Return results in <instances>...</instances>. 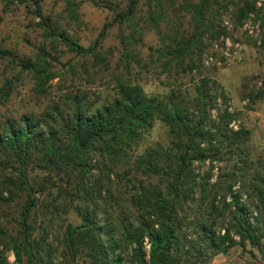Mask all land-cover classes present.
Wrapping results in <instances>:
<instances>
[{"label":"trees","instance_id":"trees-1","mask_svg":"<svg viewBox=\"0 0 264 264\" xmlns=\"http://www.w3.org/2000/svg\"><path fill=\"white\" fill-rule=\"evenodd\" d=\"M88 1L112 15L91 44L74 38L61 18L45 14L41 0H31L41 30L36 54L18 56L0 47V56L19 65L33 79L36 94L46 96L58 76L53 63L61 57L49 47L61 45L79 56L85 73L89 58L93 67L107 68L99 49L116 25L124 70L114 75L108 97L91 95L72 82L38 114L0 116V173H5L0 203L19 199L14 232L0 227V246L11 250L15 264H196L235 245L262 249L264 158L250 156V130L233 127L237 112L203 65L205 35L226 34L214 23L218 0ZM62 2L65 13L77 20L80 1ZM256 2L241 0L236 21L252 13ZM146 31L158 39L157 46H149L147 60L129 49ZM133 63L138 77L153 68L167 91L146 93L130 77ZM13 91L10 78L0 81V106ZM156 120L166 125L169 144L155 143L135 155L132 151ZM122 164L127 169L121 172ZM125 172L131 176L117 197L113 184ZM127 186L133 192L122 196ZM53 189L64 202L54 197L41 203L40 197L51 196ZM69 207L79 220L61 219L57 248L50 250L44 232L36 237L33 218L39 208L51 222ZM56 250L58 263L52 260ZM4 251L0 264H9Z\"/></svg>","mask_w":264,"mask_h":264},{"label":"rangeland","instance_id":"rangeland-1","mask_svg":"<svg viewBox=\"0 0 264 264\" xmlns=\"http://www.w3.org/2000/svg\"><path fill=\"white\" fill-rule=\"evenodd\" d=\"M80 1L77 7V20H73L64 11L62 0H41L42 10L45 14L51 13L61 18L68 32L83 45L91 44L100 34L103 25L112 18L111 12L101 6L93 5L88 0ZM118 1V0H116ZM241 4V0H218L214 4V23L216 29L224 28L225 35L217 39H209L205 35L206 45L203 47V65L213 78L225 90L229 99L230 109L237 112V119L232 123L233 127L239 124L250 130L248 149L252 158H264V0H257L255 10L245 17L240 23L236 21L235 11ZM143 8V5H141ZM37 18L32 15L31 0H0V47L15 52L18 56H34L37 46L41 41V30L35 25ZM157 35L153 31H146L139 43L129 47L137 51L138 55L148 59L149 46H157ZM53 53L61 54L60 62H54L53 67L58 71V76L51 82L49 95H37L34 90V82L31 76L20 70V66L11 59L0 56V81L5 77L10 78L14 84V91L6 104L0 106V116L18 115L23 112L38 114L49 103V99L56 96L62 89L73 87L74 82L89 91L91 95L97 94L101 98L108 97L113 92L114 75L124 72L121 66L122 46L119 39V30L116 25L107 30V34L101 42L99 51L105 55L107 68L104 64H98L101 68L96 71L93 67V59L89 58L88 72L85 73L80 65L82 59L72 52L58 45L52 49ZM226 53L228 55H226ZM72 60L68 65L66 62ZM72 66V67H71ZM138 67L133 63L130 77L137 80L148 94L162 95L167 87L155 78V70L149 68L137 75ZM74 78V79H73ZM73 80V81H72ZM170 141L168 129L161 121L156 120L150 130L143 136L138 146L132 151L135 155L141 153L146 147L160 143L167 146ZM98 165V161L92 160ZM127 169V165H120V171ZM33 173L43 175L42 170L35 169ZM94 174L96 170H93ZM5 173H0V191L4 184L2 180ZM131 176L125 172L121 181L115 182V195L121 196L122 184ZM128 192L122 196H128L133 192L132 187L127 186ZM120 192H119V191ZM6 196V193H3ZM56 198L57 203L64 202L62 196L56 197L55 189L51 196L40 197V202ZM19 199L0 203V227H5L10 233L13 217L18 210ZM74 204V203H73ZM72 204V205H73ZM77 222L79 219L69 207L67 213L61 212L60 217L54 221H48L38 208L35 218L36 237L43 233L44 243L49 244V249L57 248V237L62 231L61 219ZM44 228H46L44 230ZM264 244V240H263ZM145 248L147 249L146 245ZM5 250L9 264H15V258L11 250L0 246ZM52 260L58 263L60 260L58 251H54ZM194 256L190 261H194ZM196 264H264V245L262 249H256L246 245L242 248L232 246L225 253H218L204 263Z\"/></svg>","mask_w":264,"mask_h":264},{"label":"built area","instance_id":"built-area-1","mask_svg":"<svg viewBox=\"0 0 264 264\" xmlns=\"http://www.w3.org/2000/svg\"><path fill=\"white\" fill-rule=\"evenodd\" d=\"M226 55H228V54L226 53ZM145 243H146V247H147V249H148L149 245H148L147 241H146Z\"/></svg>","mask_w":264,"mask_h":264}]
</instances>
